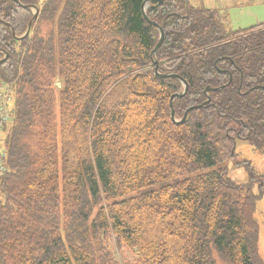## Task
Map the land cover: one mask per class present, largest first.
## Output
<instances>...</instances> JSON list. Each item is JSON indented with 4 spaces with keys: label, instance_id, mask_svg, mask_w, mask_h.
Returning a JSON list of instances; mask_svg holds the SVG:
<instances>
[{
    "label": "trees",
    "instance_id": "obj_1",
    "mask_svg": "<svg viewBox=\"0 0 264 264\" xmlns=\"http://www.w3.org/2000/svg\"><path fill=\"white\" fill-rule=\"evenodd\" d=\"M0 0V81L13 83L3 140L0 264H264L257 203L225 163L264 158V24L224 29L185 0ZM39 16L30 35L21 37ZM61 81V88L55 82ZM248 93V94H247ZM258 94V95H257ZM255 186L258 193H254Z\"/></svg>",
    "mask_w": 264,
    "mask_h": 264
},
{
    "label": "rangeland",
    "instance_id": "obj_2",
    "mask_svg": "<svg viewBox=\"0 0 264 264\" xmlns=\"http://www.w3.org/2000/svg\"><path fill=\"white\" fill-rule=\"evenodd\" d=\"M189 7L194 8H206L208 9L206 4L197 5L196 0H185ZM34 12V11H33ZM214 13H217V18L222 19L224 29L226 31L236 29L237 26L243 25L244 30L248 29L252 26H256L264 23V2L256 3V0L249 2L247 9L244 15L238 13L237 9L231 13V19L233 24L228 25L225 21L228 17L223 16L221 10L214 9ZM239 18L244 16V20L234 21L235 17ZM256 17H261L258 21ZM230 18V17H229ZM225 22V23H224ZM238 30V29H236ZM237 156L225 163L228 168L229 176L232 180L237 183H248L249 175L246 172V162H250L256 172L264 175V158L262 155L255 151L252 146L247 142H239L237 147ZM254 193H258V187L255 186ZM255 219L257 220V224L259 225V238H258V246H259V254L264 261V198H261L257 203ZM108 250L112 253L113 259L118 264H130L135 257L134 250L128 249L126 247L120 248L116 239L113 235H111L108 243ZM217 264H224L217 256H216Z\"/></svg>",
    "mask_w": 264,
    "mask_h": 264
},
{
    "label": "water",
    "instance_id": "obj_3",
    "mask_svg": "<svg viewBox=\"0 0 264 264\" xmlns=\"http://www.w3.org/2000/svg\"><path fill=\"white\" fill-rule=\"evenodd\" d=\"M161 4H162V0H149V1H147L144 4V7H143V15H144V18L152 26L158 28L159 33H160L159 42H158L155 50L153 51V56L155 57L154 66H155V70H156L157 76H159L160 78H169V77L175 78V79L180 80L182 82V84L184 85V91L182 93L173 95V97L171 98V102H170V110H171V119H172V122L174 124H176V125H180V124H184L187 121V118L189 116V113H191L193 110L201 109L202 106H194V107H191L190 109H188L185 112L184 117L181 120H177L176 114H175V110H174V102H175L176 99L183 98L186 95L189 86H188V83L183 78H181L179 75H177V74H171V73H169V74L162 75V74H160L158 72V61H157L156 56H157V53H158L160 47L162 46V44L164 42L165 36H164L163 30L158 26V24L155 23V22H152L149 19L148 15H147V9H148L149 5L158 6V5H161ZM21 6H23V5H21ZM23 7L26 8V9L33 10L34 11V15H33L32 20L28 24V27H27L26 32L21 37L16 36L14 30L11 28L14 37L17 38V39H20V40H24L25 38H27L29 36V34L32 31L33 24L35 23V21L38 19V16H39V8H37L36 6H23ZM5 61H6V58L0 60V64L1 63H4Z\"/></svg>",
    "mask_w": 264,
    "mask_h": 264
},
{
    "label": "built area",
    "instance_id": "obj_4",
    "mask_svg": "<svg viewBox=\"0 0 264 264\" xmlns=\"http://www.w3.org/2000/svg\"><path fill=\"white\" fill-rule=\"evenodd\" d=\"M56 86L60 88L61 84L57 82ZM12 103L11 88L0 84V176L8 170L7 160L2 148V139L13 124Z\"/></svg>",
    "mask_w": 264,
    "mask_h": 264
},
{
    "label": "crops",
    "instance_id": "obj_5",
    "mask_svg": "<svg viewBox=\"0 0 264 264\" xmlns=\"http://www.w3.org/2000/svg\"><path fill=\"white\" fill-rule=\"evenodd\" d=\"M255 1V0H253ZM251 2V0H196L197 5H204L206 4L208 9L214 10L219 9L222 12L223 16L228 17L226 20V23L228 25H232V19H231V13L234 12V10L237 9V15L238 13L244 15L247 6ZM264 2V0H256V3ZM235 17L234 21L244 20V16L242 17ZM230 17V18H229ZM261 17H256V19L259 21ZM236 29H244L243 25H239L236 27ZM233 29V30H236Z\"/></svg>",
    "mask_w": 264,
    "mask_h": 264
},
{
    "label": "bare ground",
    "instance_id": "obj_6",
    "mask_svg": "<svg viewBox=\"0 0 264 264\" xmlns=\"http://www.w3.org/2000/svg\"><path fill=\"white\" fill-rule=\"evenodd\" d=\"M248 94V93H247ZM258 95V94H257Z\"/></svg>",
    "mask_w": 264,
    "mask_h": 264
}]
</instances>
